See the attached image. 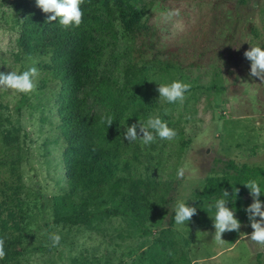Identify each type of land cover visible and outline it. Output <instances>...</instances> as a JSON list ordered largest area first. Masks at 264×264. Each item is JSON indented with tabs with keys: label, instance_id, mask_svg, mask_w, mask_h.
I'll return each mask as SVG.
<instances>
[{
	"label": "rangeland",
	"instance_id": "rangeland-1",
	"mask_svg": "<svg viewBox=\"0 0 264 264\" xmlns=\"http://www.w3.org/2000/svg\"><path fill=\"white\" fill-rule=\"evenodd\" d=\"M141 4L156 32L155 48L162 53L157 57L159 65L149 64L152 52H135L137 42L119 38L116 48L127 50V56L111 74L123 94L133 96L129 105L133 116L122 127L116 163L128 177L127 185L133 182L147 202L143 213L151 234L145 237L126 218L105 215V209L116 205L105 196L85 206L73 201L81 220L90 217L87 224L54 221L53 199L64 190L63 143L56 114L59 86L45 68L50 59L47 50L26 55L18 49L20 14L11 0H0V73L31 67L39 71L35 90L24 94L19 108L21 94L0 91V188L10 160L18 158L24 213L18 242L9 246L17 253L10 264H147L148 254L158 250L151 239L165 228L170 229L173 246L164 264H264V251L241 237L252 229L237 213L239 232L222 234L224 244L215 241L211 219L215 209L209 205L216 199L198 205L197 214L185 226L176 225L174 218L169 222L176 202L189 203L191 193L200 190L206 178H230L234 173L228 165L264 166V83L249 75L250 62L243 55L250 47L264 49V0L244 4L238 0H141ZM175 11L178 16L168 15ZM141 66L147 79L140 85L137 70ZM130 74L136 82L129 81ZM173 81L191 86L182 103L159 99L158 86ZM150 116H159L177 137L172 141L157 138L148 146L123 138L126 127L144 124ZM6 120L17 129L15 138L8 137ZM3 139L13 140L5 143ZM15 145L20 150L17 155ZM182 167L185 175L178 178ZM255 181L264 203V180ZM252 202L245 188L242 208ZM227 206L231 209L230 203ZM51 234L61 237L56 247Z\"/></svg>",
	"mask_w": 264,
	"mask_h": 264
},
{
	"label": "trees",
	"instance_id": "trees-1",
	"mask_svg": "<svg viewBox=\"0 0 264 264\" xmlns=\"http://www.w3.org/2000/svg\"><path fill=\"white\" fill-rule=\"evenodd\" d=\"M245 1L238 0V3L244 4ZM11 6L20 14L16 38L18 49L26 55L47 50L50 59L45 68L59 86L56 114L63 143L61 162L64 190L61 196L53 199L54 221L71 225L87 224L90 217L86 215L81 220L80 211L74 209L73 201L77 200L85 206L87 202L105 196L111 202H116L114 207L105 209L106 216H122L140 237L150 235L145 225L147 215L143 213L147 202L133 182L129 181L127 185L128 177L122 175L116 163L121 150L122 127L133 116L129 106L133 96H125L111 74V70L122 66L121 60L127 56V50L116 48L119 38L137 42L139 50L132 48L135 52H152L149 64L153 66L154 62L159 65L157 57L162 53L155 48L156 32L145 17L141 0H83L80 5L83 13L81 24L67 30L58 21L46 22L50 14H44L37 8L35 0H11ZM144 68L141 66L137 70L140 85L147 79V75L142 73ZM129 76L131 83L136 82L134 74ZM24 100L25 96L21 94L16 108ZM108 117L113 121L109 127ZM6 122L10 126L9 121ZM16 132L17 129L10 126L8 137L15 138ZM3 140L8 143L13 139ZM15 150L17 155L20 151L17 145ZM18 163V158L10 160L7 177L1 181L0 238L4 240L6 255L0 264H10L17 254L9 246L18 242L19 221L24 215L21 209L22 184L17 170ZM227 168L234 173L230 178H206L202 188L191 193L188 205L197 207L201 203L220 198L223 191H228L231 209L240 218L248 220L241 206L246 188L244 184L258 178L264 180V166L236 168L228 165ZM235 189L239 191L232 197ZM172 218L174 216L169 222H172ZM151 242L158 250L148 254L147 264H164L167 259L169 261L173 246L170 229L160 230L158 237L152 238ZM143 247L144 243H140L139 248Z\"/></svg>",
	"mask_w": 264,
	"mask_h": 264
},
{
	"label": "clouds",
	"instance_id": "clouds-1",
	"mask_svg": "<svg viewBox=\"0 0 264 264\" xmlns=\"http://www.w3.org/2000/svg\"><path fill=\"white\" fill-rule=\"evenodd\" d=\"M37 8L44 14L48 15V23L57 22L67 30L78 27L82 22L83 13L80 5L83 0H35ZM169 16L179 15L178 11L169 12ZM244 57L250 62L251 77L258 78L264 83V49L260 47H250V50L244 52ZM39 76L36 67H31L23 72L10 71L0 73V91L13 92L17 94H30L36 88L34 78ZM190 85L180 81H173L170 84L159 85L157 91L159 99L168 103L175 104L183 102L185 93L190 90ZM113 123L112 118H107L108 127ZM177 137V132L168 127L167 123L159 116H150L146 123H134L126 127L123 138L127 142L140 141L143 145L152 144L157 138L160 140L172 141ZM185 169L182 167L177 171V177L183 178ZM249 190L252 203L245 209L247 218L252 229L250 235L241 234V237L249 240L254 246H258L264 251V203L259 199L261 189L255 180H249L244 184ZM239 189L232 192V197L238 193ZM229 192L223 191L222 196L215 200L214 204L209 205L210 209L214 208V216L211 217L214 228V239L218 244H224L222 234L226 232H239L242 227L241 223L235 218V210L230 209ZM234 202V199H233ZM197 214V208L189 206L184 200H178L175 204L174 221L178 226H185L191 221L192 217ZM259 217V219H257ZM49 239L52 241V247L59 245L61 237L59 234H51ZM4 240L0 238V260L5 257ZM193 264H196L194 261Z\"/></svg>",
	"mask_w": 264,
	"mask_h": 264
}]
</instances>
